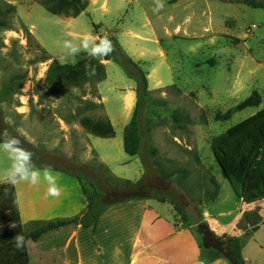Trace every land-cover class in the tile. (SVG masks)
Masks as SVG:
<instances>
[{"label":"rangeland","instance_id":"obj_1","mask_svg":"<svg viewBox=\"0 0 264 264\" xmlns=\"http://www.w3.org/2000/svg\"><path fill=\"white\" fill-rule=\"evenodd\" d=\"M163 3L154 12L156 0H89L85 11L70 17L51 14L36 0H0V12L7 4L14 6L2 14L7 27H0V136H18L37 169L62 168L79 184L92 181L101 202L130 194L163 197L187 213L186 225L203 219L202 213L225 224L236 214L239 199L221 174L210 140L264 106V8L242 0ZM132 32L145 37L133 38ZM65 40L79 51L72 54L64 48ZM105 40L112 50L104 55L106 64L99 61L107 72L100 86L104 111L97 102L98 82L80 87L47 84L53 58L61 63L87 59L90 49ZM116 40L145 72L147 84L149 77L153 85V76H160L158 87L148 85L147 92L136 93L135 80L113 60L121 51ZM130 47L143 59L131 56L126 50ZM129 83L135 96L127 105ZM253 90L261 96L258 106L235 111L225 121L214 119L216 112L233 108ZM122 95L125 108L131 109L127 117ZM135 108L140 145L129 156L123 150V129ZM81 116L107 118L114 137L88 133L79 124ZM10 164L0 151V181ZM211 176L219 187L206 197ZM121 179L141 182L131 186ZM158 206L166 210L171 204ZM175 222L180 223L179 216ZM255 237L247 238L245 256L250 264H264V243L257 245L264 242V226Z\"/></svg>","mask_w":264,"mask_h":264},{"label":"crops","instance_id":"obj_2","mask_svg":"<svg viewBox=\"0 0 264 264\" xmlns=\"http://www.w3.org/2000/svg\"><path fill=\"white\" fill-rule=\"evenodd\" d=\"M131 34L135 35L133 38L145 37L137 32ZM116 43L121 52L128 55L117 40ZM126 50L138 60L143 59V57L132 54L133 48L130 47L129 50L126 48ZM107 61H104L103 55V63L106 64ZM105 78H107V72ZM152 79L153 85L150 83V77L148 85L150 89H155L160 85L161 78L155 75ZM101 82L102 80L97 83L100 95L97 102L101 104L104 111L105 99L100 88ZM128 86L126 104L130 105L135 95L134 90L130 88L132 83ZM121 99L127 117L131 109L125 108L124 95ZM90 144L88 146L94 150L95 148ZM96 154L100 162L104 163L100 154L97 152ZM39 170L42 174L48 171L56 177L61 195L46 198L45 192L48 186L43 182L37 185H30L26 182L11 184L18 221L4 219L0 221V230L12 227L23 230L24 225L31 221L70 218L84 210L85 196L75 177L62 172V168ZM5 183L8 182L0 181V185ZM162 203L165 202L149 198L113 204L87 227L75 221L48 229L36 239L26 238L24 240L26 264H228L224 259L203 262L200 259L198 238L192 225L176 226L175 219L178 215L173 206L164 210L158 206ZM202 216L215 235H245L242 255L244 263L250 264L245 256L246 240L247 238L256 239L255 234L264 226V198L249 203L239 199L236 214L232 221L225 224L214 216H205V213H202ZM245 217L247 218L246 224ZM254 225H260V227L252 230ZM262 243L264 242L257 241L260 248L263 246ZM0 264L5 263L0 261Z\"/></svg>","mask_w":264,"mask_h":264},{"label":"trees","instance_id":"obj_3","mask_svg":"<svg viewBox=\"0 0 264 264\" xmlns=\"http://www.w3.org/2000/svg\"><path fill=\"white\" fill-rule=\"evenodd\" d=\"M49 13L55 15H65L76 17L86 10L89 0H36ZM242 3L254 7L264 8V2L256 0H242ZM14 10V6L7 4L0 12V27H7L6 20L2 14ZM113 60L120 64L128 77L137 83L136 93L148 91L147 78L145 72L140 68L137 62L128 56H125L120 50L115 52ZM106 76L105 66L96 60L81 59L75 63H61L53 58L46 72V82L52 87H80L88 82H99ZM261 102V96L253 90L246 98L236 104L233 108L225 112H216L215 120L225 121L229 119L233 112L249 106H258ZM139 106V103L136 104ZM136 108L129 123L123 129V149L128 155H136L139 151L140 135L135 120ZM175 121L179 120V114L174 112ZM188 119V116L185 115ZM79 124L89 133L99 137H112L115 130L107 118L92 119L88 116H81ZM15 139L21 146V139L16 136H0V141ZM24 149V148H23ZM210 149L217 162L222 176L227 179L232 187L236 197L244 202H252L264 198V106L255 113L238 121L228 127L224 132L212 136L210 140ZM25 150V149H24ZM27 151V150H26ZM30 166L36 168L32 164ZM175 172H172L174 174ZM184 176L185 172H177ZM171 175V174H169ZM211 188L205 191V196L212 194L213 189L218 185L213 176L210 177ZM122 183L131 186H137L141 181L132 182L127 179H121ZM82 192L85 196L86 206L84 210L70 218H54L50 220H37L28 223L27 227L19 230L17 227L3 228L0 230V261L5 264H26L27 257L25 247L17 248L15 246V237L22 235L26 238L36 239L42 232L59 227L61 225L78 221L83 227L94 223L98 216L109 206L130 200L156 199L160 202H169L176 214L179 216L180 223L175 225H186L190 221L187 213L175 202L163 197L140 196L130 194L126 197L111 202H101L100 193L92 181L87 182V186L80 181ZM101 202V203H100ZM18 221V213L14 204V191L11 183L0 185V221L4 219ZM193 231L198 238L200 250V259L203 262H211L216 259H224L228 264H245L242 255L245 235H215L210 229L206 220L199 218L192 223ZM257 225L252 227L256 230Z\"/></svg>","mask_w":264,"mask_h":264},{"label":"clouds","instance_id":"obj_4","mask_svg":"<svg viewBox=\"0 0 264 264\" xmlns=\"http://www.w3.org/2000/svg\"><path fill=\"white\" fill-rule=\"evenodd\" d=\"M163 7V0H156V6L153 11L159 12ZM63 47L70 49L72 54L79 51L77 47L72 46L67 40L64 41ZM111 50L110 42L105 40L100 45L91 48L90 53L94 54L99 52L101 56H103L110 53ZM0 151L6 153L8 160L11 161L10 167L2 177L4 182L11 184L26 182L30 185H37L43 182L48 186L45 192L46 198L59 197L61 195L60 188L56 183V177L51 175L48 171L42 174L41 170L31 167V154L19 147V142L17 140L13 138L8 141L0 142ZM23 245L24 237L22 235H17L15 237V246L21 248Z\"/></svg>","mask_w":264,"mask_h":264},{"label":"water","instance_id":"obj_5","mask_svg":"<svg viewBox=\"0 0 264 264\" xmlns=\"http://www.w3.org/2000/svg\"><path fill=\"white\" fill-rule=\"evenodd\" d=\"M87 60H96V61H101L103 60V56H101V54L99 52H96L94 54L89 55V57L87 58Z\"/></svg>","mask_w":264,"mask_h":264}]
</instances>
